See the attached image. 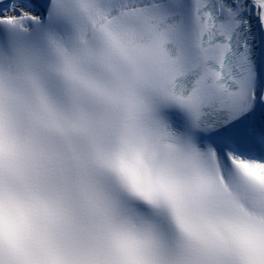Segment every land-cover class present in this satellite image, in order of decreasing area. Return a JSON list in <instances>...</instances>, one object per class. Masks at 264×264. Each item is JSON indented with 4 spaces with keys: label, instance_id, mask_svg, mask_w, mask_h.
Wrapping results in <instances>:
<instances>
[{
    "label": "snow or ice",
    "instance_id": "obj_1",
    "mask_svg": "<svg viewBox=\"0 0 264 264\" xmlns=\"http://www.w3.org/2000/svg\"><path fill=\"white\" fill-rule=\"evenodd\" d=\"M13 157L75 174L78 264H264V0H0Z\"/></svg>",
    "mask_w": 264,
    "mask_h": 264
},
{
    "label": "clouds",
    "instance_id": "obj_2",
    "mask_svg": "<svg viewBox=\"0 0 264 264\" xmlns=\"http://www.w3.org/2000/svg\"><path fill=\"white\" fill-rule=\"evenodd\" d=\"M76 191L68 169L34 167L13 157L0 168L3 264H78L89 243L83 220H66L57 204Z\"/></svg>",
    "mask_w": 264,
    "mask_h": 264
}]
</instances>
